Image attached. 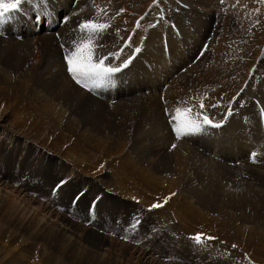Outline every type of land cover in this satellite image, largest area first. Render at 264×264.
I'll list each match as a JSON object with an SVG mask.
<instances>
[{"label":"rangeland","instance_id":"rangeland-1","mask_svg":"<svg viewBox=\"0 0 264 264\" xmlns=\"http://www.w3.org/2000/svg\"><path fill=\"white\" fill-rule=\"evenodd\" d=\"M20 9L0 24V264H264V0ZM92 19L110 25L97 55L131 59L96 94L61 48ZM185 106L221 127L177 140L168 113Z\"/></svg>","mask_w":264,"mask_h":264},{"label":"snow or ice","instance_id":"snow-or-ice-1","mask_svg":"<svg viewBox=\"0 0 264 264\" xmlns=\"http://www.w3.org/2000/svg\"><path fill=\"white\" fill-rule=\"evenodd\" d=\"M25 2H28V0H0V24L13 19L14 14L21 10V4ZM159 2L160 0H154V4H159ZM33 3L36 8L39 9L44 4V0H39V3L33 0ZM41 15L42 13L38 11L34 16V20L37 24L41 22ZM141 19H143V17ZM139 26L140 23L137 21V27ZM108 27H110L109 24L97 23L95 19L82 21L77 25L76 29L79 33L78 39L72 41L70 48L61 45L63 50L62 58L66 64L67 75L77 86L93 94H96L98 89L113 84L117 78V74L122 72L123 69L127 68L131 63L130 58L127 60H120V51L109 53L106 56L97 55L96 50L100 45L96 43V38ZM137 51H139V49H137ZM112 60H118L120 63L113 64L111 62ZM106 61L109 62L106 63ZM203 108L204 105L203 102H201L200 109L203 110ZM168 115L170 130L177 140L202 134L206 132L208 128L221 127L219 123L213 122L203 111H195L192 107H176L169 112ZM172 147L174 148L175 145ZM66 182V180L61 181L53 191L56 192ZM82 195L83 193L78 194L76 201H78ZM168 199L169 198H165L164 203H167ZM94 205L95 202L93 207ZM162 206L163 205L159 202L154 203L149 207L148 211L158 209ZM134 220L136 225L142 223L138 217H134ZM190 239L194 245L206 248L208 247L207 241L214 240L215 237H208L205 234L198 233L190 237ZM232 247L235 248L236 245Z\"/></svg>","mask_w":264,"mask_h":264},{"label":"bare ground","instance_id":"bare-ground-1","mask_svg":"<svg viewBox=\"0 0 264 264\" xmlns=\"http://www.w3.org/2000/svg\"><path fill=\"white\" fill-rule=\"evenodd\" d=\"M167 3V2H166ZM82 5V4H81ZM80 5V6H81ZM160 8V7H159ZM71 28V27H70ZM64 30H66V29H64ZM71 31V30H70ZM33 33V32H32ZM59 34V32L57 31V35ZM246 34V33H245ZM59 35H61V34H59ZM250 38V37H249ZM44 39H45V37H44ZM50 39H52L53 40V38H50ZM42 41H44V40H42ZM52 42V41H51ZM264 42V41H263ZM262 42V43H263ZM44 43V42H43ZM52 44V43H51ZM20 45V44H19ZM224 46V45H223ZM257 48V47H256ZM254 51H255V49H254ZM213 52V51H212ZM257 54V53H256ZM255 54V55H256ZM260 76V75H259ZM260 80V79H259ZM240 83V82H239ZM247 84V83H246ZM240 86V85H239ZM235 89V88H234ZM263 89V88H262ZM239 90V89H238ZM264 93V92H263ZM230 96V95H229ZM216 97V96H215ZM211 98V97H210ZM220 98V97H219ZM218 98V99H219ZM229 98V97H228ZM234 98V97H233ZM215 102H217V99H216V101H214V103ZM218 106V105H217ZM48 112V111H47ZM13 113H15V112H13ZM12 114V113H11ZM16 114V113H15ZM13 116H16V115H13ZM18 117V116H17ZM196 154V153H195ZM177 155V154H176ZM196 158V157H195ZM66 159V161H65V163H66V165L68 164L69 166L71 165V161L68 159V158H65ZM65 165V166H66ZM224 165V164H223ZM218 169H219V167H218ZM238 169H239V167H238ZM77 174V173H76ZM91 190V189H90ZM109 197V196H108ZM244 197V196H243ZM121 202V201H120ZM22 207V206H21ZM24 208V207H23ZM9 209V211L11 210V212L13 211L14 213L13 214H11V212L8 214L9 215V217H14V218H17L18 219V217H19V213H20V211H19V209L18 208H15V210L13 209L12 210V208H8ZM25 215H24V217H22L20 220H25ZM33 220V219H32ZM18 222V221H17ZM19 223V222H18ZM37 227H38V224L36 225ZM28 229V228H27ZM52 232L53 233H55V234H60V235H62V237L64 238V240H68L67 238H69V239H71V240H74L72 237H70L69 235H66V232L67 231H61V230H52ZM47 234V233H46ZM50 235V234H49ZM55 237V236H54ZM50 238V237H49ZM57 238V237H56ZM61 238V237H60ZM62 238V239H63ZM65 243H68V244H70L69 242H65ZM87 244H88V242H87ZM89 244L91 245V242L89 241ZM111 244V243H110ZM66 245V244H65ZM71 246H77L76 245V242L75 241H73V243H71L70 244ZM94 245H96V247L98 246V248L97 249H99L100 251H105V253H103V252H100L99 254H100V257L101 256H103L104 254H106V255H108L109 257L107 258V259H113V255L112 254H108V250L110 249V245H109V247H106V246H100V245H97V244H94ZM93 244H92V246H94ZM79 246H82V245H79ZM95 247V246H94ZM62 249V248H61ZM64 251V250H63ZM139 256V255H138ZM106 259V260H107ZM106 260L103 262V263H105L106 262ZM96 261L97 262H101V260H99V259H96ZM113 262V261H112ZM144 263H147V261H143ZM116 263V262H115Z\"/></svg>","mask_w":264,"mask_h":264}]
</instances>
